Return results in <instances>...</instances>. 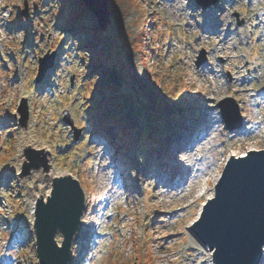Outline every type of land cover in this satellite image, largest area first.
I'll use <instances>...</instances> for the list:
<instances>
[{"label": "rangeland", "instance_id": "1", "mask_svg": "<svg viewBox=\"0 0 264 264\" xmlns=\"http://www.w3.org/2000/svg\"><path fill=\"white\" fill-rule=\"evenodd\" d=\"M22 1L0 0V66L14 70L4 77L0 72V101L5 104L11 102L15 108L19 96L28 93L32 112L28 121L30 126L25 128L13 124L12 117H0V176L7 173L13 178L22 132H27L30 140L37 142L41 138L47 144L52 136V148L56 151V146L61 148L57 144V137L61 142L64 137H71L68 132L69 125L60 121L64 110L71 117L70 110H74L75 124L78 125L81 124L79 114L83 123L92 121L101 124L103 119L107 118L111 120L105 125L108 137L113 141L119 140L121 132L131 146L126 149L125 155L129 157L132 165L121 162L124 165L123 176H115L116 166L118 167L117 156L108 146L109 141L97 135L91 136L92 129H88V122L81 127L77 140L63 145L62 154H65V159L55 160L59 169L77 175L85 187L87 197L91 198L88 204V218L93 219L94 214L99 216L103 209L97 229L100 233L88 256L84 255V250H88L85 243L89 240L93 227L87 216H84L78 237L73 241L75 256L70 264H79V259L82 264H125L132 258H137L138 252L143 254L145 260L147 250L152 254L153 264H210L208 250L203 249L186 229L204 199L203 196L194 195L200 182L187 185L185 183H190L189 176L181 179L180 175H176L173 178V187L161 192L163 187L154 181V174L161 171L167 178L173 177L175 167L177 170L183 164L192 167L193 155L196 153H193V147L199 140L204 144L213 143L216 145L214 150L200 162V167L205 169L210 165L209 160L213 161L211 167L213 166L215 171H212L208 180L209 188L213 184L212 176L220 174L229 152L240 153L248 149L264 148V25L261 23L264 18V0H223L205 10L195 7L194 0H128L129 4L120 11L108 0L110 21L103 30L98 28L100 22L88 9L78 18V21L83 20L82 25L99 29L96 45L106 58L118 60L124 53L125 65L130 64L134 73L145 82L151 81L152 74L156 75V64L163 62L168 69L161 83L181 88L185 93L190 105L182 111L184 115L181 121L185 124L191 121L195 126L201 127L200 132L198 135L195 132L192 138L194 141L188 143L186 149H181L176 154L165 152L163 156H160L162 149L168 140L174 137L179 122L170 119L169 127L163 128L164 122L159 123L161 117L156 112L157 108L149 110L147 106L144 107L146 92L144 94L133 90L135 86L128 88V85L121 83V80L128 83V67H125L120 73L121 77H118L111 72V67L118 65L108 67L107 63L104 64L112 74V87L104 94L107 97L101 95L99 90L93 89V84H97L96 89H101L99 84L106 82L103 71L98 72L95 78L83 80L87 83L83 92L81 67L71 47L62 52L65 63L60 68L54 92L50 96L38 94V102L33 103L35 95L29 88L35 70V57L56 45L58 37L55 23L63 12L71 15L72 5H58L57 0H39L42 6L36 11L35 0H25L29 11L28 21L32 27L27 33L26 18L14 24L15 29L7 26L10 17L20 11ZM42 21H48L49 29L44 31V38L48 36V40L39 41L35 48H27L25 38L29 40L32 30H37L44 24ZM213 28L215 31L211 32ZM132 39L137 40L135 47L128 45ZM22 41L24 48L22 45L15 47L13 44H21ZM202 47L206 49L208 58L201 66L196 67L194 60ZM156 51L161 53L158 58ZM84 54L90 57V49H84ZM16 69L20 72L17 71L15 75ZM208 69H211L212 73H209ZM116 74L118 75V72ZM152 90L155 91V87H152ZM229 95L241 103L243 109L245 125L238 132L225 129L216 106L219 99ZM85 98H95L97 102L106 103L85 104ZM80 100L85 105L80 106ZM254 100L260 101L258 108L253 105ZM77 110L78 116L75 114ZM0 113H3L1 103ZM147 115L149 117L146 121ZM202 124L208 126L203 127ZM202 131L208 134L205 135ZM156 132H159V135L157 137L156 134V139H153L152 136ZM143 133L141 143L148 138L144 152L140 146H136V140ZM147 133H150L149 137L145 136ZM195 136L198 138L196 143ZM11 138L12 142L9 141ZM200 151L205 152L202 149ZM148 153L149 161L145 160ZM142 171L146 172L144 192L135 193L133 189L141 178ZM31 173L22 176L20 180L18 176H14L12 183L4 188V193L0 196V225H11L18 235L17 239L13 236V244L22 245L18 251H11L16 252V259L8 255L7 251L10 249L4 251L6 241L0 239V260L2 258L6 262L14 260L16 264H38L29 222V204L37 194L47 192L48 186L41 179H31ZM125 175L132 178L130 183H127L131 191L123 185L122 178ZM87 179L89 184L86 183ZM12 186H15L16 190L11 188ZM101 195L105 196L100 199V206ZM86 213L87 207L84 210V214ZM1 220L5 223H1ZM24 225L28 230L25 231ZM136 240L139 241L138 246ZM187 250H192L191 255H188ZM201 251H205V255L196 257Z\"/></svg>", "mask_w": 264, "mask_h": 264}, {"label": "water", "instance_id": "2", "mask_svg": "<svg viewBox=\"0 0 264 264\" xmlns=\"http://www.w3.org/2000/svg\"><path fill=\"white\" fill-rule=\"evenodd\" d=\"M82 1L100 22L99 27L104 29L110 21L108 0ZM216 1L196 0L202 7ZM203 59L202 52L196 64ZM51 62L52 56L39 70L38 77ZM218 105L229 129L242 124V117L234 100L223 98ZM19 111L20 122L24 124L27 118L24 100L19 106ZM24 152L30 158L26 166L28 169L35 160V154L38 155L41 151L28 147ZM33 165H43L45 169L48 167L42 156ZM81 201L82 192L78 184L70 179H61L54 184L52 196L47 203L39 206V255L46 263L64 264L65 255L55 246L52 233L57 225L64 231L74 225ZM193 229L203 241H213L214 255L219 264H257L261 244L264 242V149L251 150L246 157L226 165L217 185L216 197L204 206L202 219L193 225Z\"/></svg>", "mask_w": 264, "mask_h": 264}, {"label": "trees", "instance_id": "3", "mask_svg": "<svg viewBox=\"0 0 264 264\" xmlns=\"http://www.w3.org/2000/svg\"><path fill=\"white\" fill-rule=\"evenodd\" d=\"M59 4L65 5L66 3H70L72 5L71 9V15H69L66 12H63L62 16H59L58 18V25L59 27H69L72 28V26H78V30L76 32H72L71 30H67L68 36H74L76 37L77 46L82 47L83 49H90L91 56H85L83 59V68L86 72L87 77H96L98 72L103 71V78H106L105 83H100L101 89L97 87V84H93L94 90H99V93L103 95L104 97H107V95H104L108 92V90L112 87L110 85V80L112 79V74L109 72V70L104 66L105 63H107L108 67L114 66V64L118 65V67L114 66L111 67V72L115 76H120V73L124 71L125 67H128L130 76L128 78V83H125L124 80H121L122 84L128 85V88H131L135 86L133 90H139L142 93L146 92V95L144 96L143 103L144 107L147 106L149 110L151 108H157L156 112L160 115V119L163 121H167L171 117H174L183 107H184V100L185 95L182 89L175 88V86L171 85H163L161 83V79L163 75L165 74L166 70L168 69L165 64L157 63L155 67L156 75H151V81L145 82L141 78H139L135 73L134 69L131 68L130 64L128 66L125 65L124 59L125 54L122 53L120 57H118V60H109L108 57L106 58L105 54L97 48L96 45V39L99 37V30L94 29L90 26H84L82 25V21H78V18L82 17L83 14L86 12V7L84 6L82 0H58ZM112 6L115 7L117 11H120V9L123 10V8L129 4L128 0H111ZM125 3V4H124ZM73 12V14H72ZM117 14V12H116ZM137 40H130L131 47H135V44ZM141 42V41H140ZM139 47L141 44H138ZM130 47V48H131ZM144 56V55H142ZM91 71V73H89ZM118 72V75L116 74ZM128 74V72H127ZM113 75V76H114ZM121 77V76H120ZM95 85V86H94ZM146 86V87H145ZM152 87H155V91L152 90ZM145 94V93H144ZM91 105L103 103L105 105V102H97L96 99H90ZM149 117V115H148ZM124 143V142H123ZM145 260L143 259V254L136 255L137 258H132L131 261H127L125 264H152V254L149 250L145 253Z\"/></svg>", "mask_w": 264, "mask_h": 264}, {"label": "bare ground", "instance_id": "4", "mask_svg": "<svg viewBox=\"0 0 264 264\" xmlns=\"http://www.w3.org/2000/svg\"><path fill=\"white\" fill-rule=\"evenodd\" d=\"M207 30V28L205 29ZM213 30H215V28H213ZM28 35V34H27ZM31 39V36H30ZM237 70V69H236ZM22 131V130H21ZM20 143L17 147V158H16V166H15V172H17L18 167L21 163V161L23 160V157L21 155V149L22 147L29 143V136L27 132H22L20 134ZM32 143V142H30ZM33 144V143H32ZM33 145L37 146V147H45V148H49L47 145H42L40 143H34ZM202 145H197L196 151H198L200 149ZM214 147H216L214 144H210L205 150L207 152H204L202 154V157L207 156L208 154H210L214 149ZM208 153V154H207ZM245 152H237V151H231L228 153V155L226 156V160L227 162H231L233 161L235 158H238L239 156H242ZM52 158L50 157V162L52 164ZM196 163L194 164V168H187L186 172H187V176H189L190 174V184H194L195 182L199 181L200 184L198 185V188L195 192V196H203L204 199L203 201L200 203V207L197 210V213L195 215V218H193L187 225H186V229L188 230V232L190 233V235L195 238L204 248L208 250V254L210 255V264H218L217 263V259L216 257L213 255V248H214V243L212 240H205L202 241L200 239L197 238V236L195 235V233L193 232L192 226L193 224H195L196 222L201 221L202 219V214L204 213V206L207 204L206 202L209 199H213L216 197L217 194V181L219 178V174H215L214 176H212V180H213V184L207 188V183L209 178H211V174L212 171H215V168L211 165L213 164L211 162V159L209 160L210 165L209 167L202 169L199 167V163H198V159L196 160ZM174 171H178L177 167H175ZM37 180H43L44 182H46L47 184H56V182L60 181L61 179H70L75 181L79 186H81V182L79 180V178L74 175L72 172L70 171H62V170H57L54 165L52 164L50 169L47 172H42V171H32L31 173V179H36ZM155 179V178H154ZM4 182V181H3ZM155 182L160 183V181L156 180ZM33 183V182H32ZM29 185H31V183H28ZM189 185V183H187ZM52 185V186H53ZM168 186V185H166ZM83 192L82 195V201H81V206H80V210L78 213V217L76 222L74 223V225L68 230V231H64L60 225H57L54 232H53V239L55 242V245L57 247V249L62 252L65 255V261L64 264H70V256L72 255V242L74 241L75 238L78 237V232L80 231L81 228V219H82V209L84 208L85 205V193L83 191V189H81ZM38 195V194H37ZM34 200H32V202L30 203V220L32 221V219H34L35 216V212H34V208H35V204L33 206ZM206 203V204H205ZM205 204V205H204ZM37 205V202H36ZM57 231V232H56ZM56 232V235H55ZM55 236V237H54ZM56 238V239H55ZM192 250H187L188 255H191ZM205 251H201L198 252L196 254V257L199 256H203L205 255ZM264 244L262 243V251L260 254V260L258 262V264H264ZM41 264H44L42 262V260H39Z\"/></svg>", "mask_w": 264, "mask_h": 264}]
</instances>
